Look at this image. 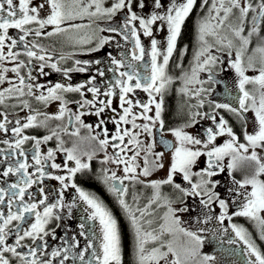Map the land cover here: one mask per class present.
<instances>
[{"label": "snow or ice", "instance_id": "1", "mask_svg": "<svg viewBox=\"0 0 264 264\" xmlns=\"http://www.w3.org/2000/svg\"><path fill=\"white\" fill-rule=\"evenodd\" d=\"M104 4L105 0H41L38 4H34L33 0H0V145L5 146L0 147V264H65L70 259L79 261V264H122L117 219L97 195L85 190L76 181L78 174L86 176L91 173L90 161L97 151L105 152L102 164L123 165L122 176H118L116 171L102 168L96 179L115 196L130 223L134 234L136 264H215V257L200 255L199 250L204 243L200 233L206 229L189 230L181 227L177 213L189 211L186 204L189 197L199 198V204L209 209V212L213 203L219 205V216L205 214L204 223L213 218L223 224L226 219L231 221L232 216L248 217L256 223L259 239L264 241V217L260 215L264 213V180L259 179L264 175V155L260 154L264 153V35H261V32H264V0H212L208 15L198 21L200 47L195 54L191 74H185V87L180 91L187 95L188 84L204 83L197 78L198 73L218 60L217 56L211 54L210 48L220 45L217 50L227 48L231 57V50L235 47V58L230 59V66L239 78L238 89L241 93L237 97L239 106L209 101L212 106L210 113L199 110L193 112L192 106L184 113L181 107L177 115L183 122L168 129L176 144L171 154L167 176L153 181L142 178H147L153 171L164 167V153L154 152V144L148 143L145 146L139 137L142 134L152 137L154 129L161 136L164 134L163 94L166 86L172 82V78L166 75V67L177 48L182 25L196 7L197 0L180 2L169 0L167 6L164 0H113L108 7ZM207 5L208 0H203L200 7L204 8ZM234 10L238 14H235ZM118 13H123L120 25L97 27L91 34L81 35V31L86 27L91 28L92 23L99 20L111 21ZM85 17L90 21L88 25L74 23ZM165 26L166 46L161 50L159 47L161 41L153 36V31L154 29L163 31ZM225 27L239 41V46H236L232 39L221 35ZM10 29L17 30L15 36L9 34ZM104 31L113 35L99 37L96 46L86 51H99L110 40L119 36L122 40L132 43L130 61L124 52L120 53L121 58L110 52L108 67L106 69L97 67L83 82L76 84L59 81L39 82L40 77L49 75L45 71L46 68L61 73L65 81H71L73 72H89L93 63L95 65L102 63L99 59L95 61L74 59L75 53L61 52L57 59L54 51L40 43L41 39L63 36L73 46H83L91 44L93 39L97 38L98 32ZM141 35L151 38L150 50H146L142 44ZM29 37L33 39L30 40ZM208 37L213 38L215 44L209 43ZM253 38H256L258 43L252 49L254 55L248 57L245 66L243 57ZM117 47H120L119 42ZM255 54H259L258 69ZM146 55L150 57V65H146L150 67V73L141 77L135 71L137 65L133 62L143 61ZM21 56L27 59L22 60ZM159 57H162V63L158 62ZM34 60L38 62L37 65H33ZM64 60H72V66L62 67L60 62ZM122 68L131 71H121ZM22 69H27L26 73H22ZM248 69L256 70L259 74L249 77L245 75ZM9 72L13 74L11 77L7 75ZM107 73H112V76L108 78ZM98 78L100 83H97ZM247 84L259 87L255 92H250L245 87ZM136 89L148 93L147 102L136 100L134 103L128 98V94ZM207 91L197 88L192 94L200 97ZM67 93H78L80 98L70 101L66 98ZM86 93L91 94V99ZM116 96L123 114L119 115L118 119L111 118L116 130L109 135L107 128L104 127L106 120L100 117L106 109L116 112V109L112 108L113 98ZM33 100L44 108L58 101V109L54 113L41 111L33 107ZM69 104H75L76 110L73 111ZM203 104L204 100H199L195 107L202 108ZM153 105L154 114L149 115L153 112ZM133 107H139L142 111L134 113ZM219 109H224L238 118L244 142L240 141L229 121L220 115ZM249 111L254 114L251 132L248 131L249 120L246 115ZM20 112L26 114L21 117ZM86 115L98 117L95 129L101 131H96L92 135L95 131L93 125L86 124L82 119ZM66 116L68 124H63ZM138 119L144 120L145 123L137 124ZM201 120H210L211 125L196 135L186 131L195 127ZM51 121H60L61 124L50 128ZM128 123L132 124L133 130L140 131L121 127L122 124ZM69 126L75 129L70 135L77 137L80 128H86L89 136L80 139L95 141L98 148L82 152L75 144L71 148L65 147L61 133H68ZM36 128L47 129L48 134L40 137L30 135L26 131ZM223 136H227L228 139L217 145L215 143L217 138ZM54 139L55 147H48L45 152L42 146ZM29 142L31 147L26 148L25 145ZM160 143L169 149L173 148L170 141L161 139ZM109 146L114 149L112 155L106 152ZM129 152H132L131 156H128ZM59 153L64 154L62 163L56 162ZM202 156L207 157L206 166L193 171ZM225 157L230 158L227 165L223 163ZM140 159H143V166L138 162ZM242 160L254 162L255 171L251 176H245L243 180H236L233 177V187L227 190L228 199L221 198L220 193L216 191L220 181L212 178L224 172L225 167L231 176L238 162ZM177 174L181 175L182 181L186 182L188 187L175 181ZM193 177L197 178L195 182ZM45 179L58 181L54 200L50 199V193L43 186ZM125 181L145 184L154 190L147 205L143 208H134L127 202L125 197L128 186ZM162 185H171L179 193L175 201L161 194ZM248 185L251 186L250 192L246 191ZM34 187L35 191L32 190ZM68 189L74 190L71 203L65 202ZM237 197L241 198L239 204L235 199ZM137 199L133 196V203ZM160 200L167 206L165 224L161 225L159 231L155 229L148 231L143 225H150L152 221L145 220V217L151 215L150 206ZM229 200L237 207L231 215ZM78 203L82 204L84 209L76 226L77 232L69 238L68 232L71 229L65 227V234L60 240L67 246L52 247L49 251L47 238L51 236L53 240L57 239L56 229L62 226L63 210L67 208L68 216L71 218L72 209L77 207ZM173 203L181 206L173 207ZM53 221L57 222L56 226L50 228L49 225ZM196 223H201L199 217L196 218ZM231 228L236 238L243 242L245 255L254 257L249 259L247 264H264V252L250 234L235 224H232ZM164 233L173 235L180 233L187 237L188 241L177 246L174 241H164ZM77 236L84 238L83 246L80 245ZM97 239L98 249L95 243ZM150 242H157L158 246L148 249L146 245ZM228 242L231 244L236 241ZM74 248L77 249L75 253L72 252ZM197 257L199 259H196Z\"/></svg>", "mask_w": 264, "mask_h": 264}, {"label": "flooded vegetation", "instance_id": "2", "mask_svg": "<svg viewBox=\"0 0 264 264\" xmlns=\"http://www.w3.org/2000/svg\"><path fill=\"white\" fill-rule=\"evenodd\" d=\"M106 1H108V0H105V3H106ZM210 1L211 0H208V5L206 7L201 8L200 5L203 2V0H197V4H196L197 7H195L193 9L192 13L190 14L192 16V25H193L192 40H191L190 44H187L183 41H181V42L177 41V48H176V50H174L173 56L170 58L169 64L166 67V75L175 76L176 77L175 79H177L180 77V74L182 73V71L191 73V69L195 64V54L197 52V45H196V30L197 29H196V26H197L200 18L208 15ZM40 2H41V0H33L34 4H38ZM234 13L236 14L235 10H234ZM234 18H235V16H233V19ZM122 20H123V13H118L115 17L112 18L111 21L99 20L93 24H95L99 28H104V27L108 26L109 24L113 27H116L122 23ZM74 23L89 24L90 21L87 17H85L83 20L74 21ZM154 31H155V29H154ZM16 32H17V30L10 29L9 34L15 36ZM100 34H101L100 37H109V36L113 35L107 31L100 32ZM29 39L31 40V39H33V37H29ZM141 41H142V44L145 46L146 50H150V49H148V47L145 43L144 37L141 39ZM117 42H119V44H120L119 48L117 47ZM40 43H42L46 47H48L50 51H54V54H55L57 59L59 58V54L61 52H63L65 54L75 53L74 59H79L81 61L89 60L88 56H98L100 58L99 60L102 61V63L100 65H95L93 63L91 65L89 72H85V73L73 72L71 74V77H72L71 81H65L61 73L55 72L51 68H46L45 71L48 72L49 75L45 76V77H40L39 78L40 83H46L48 81L55 83V82L59 81V82H70L72 84H76V83L83 82L88 78V76L90 74L95 72L97 67H101V68H105V69L108 67V65H109L108 53H110V52L114 56H116L117 58H121L120 53L124 52L125 54H127V59L129 61L131 60V56L129 53H130V50L132 48V43L130 41L126 42V41L122 40L119 36H117L115 39L110 40L108 44H106L103 48H101L99 51H96V52H87L86 51L87 45L89 46V48L95 47L96 46L95 42H92L91 44H86L83 46H80V45L73 46V44L71 42L67 41L66 38L63 36L41 39ZM210 52H211V54H214L215 56H217L218 60L216 63H214L209 68H207L203 71V74L205 75V76H203V78L201 80L204 82L203 84H197L195 87L191 88L192 92H189V94H187V95L180 91L181 87L178 86L179 82H177L176 84L170 83L169 88H168V86H166V89L164 91V94H163V119L165 121V126H164V134L162 137L168 138L169 141L173 144V148L169 149V151H166L164 149V147L159 146L156 143L155 136L160 135V134L155 129L153 130V136L151 138L149 137V138H145L144 140H142V141H144L145 146L148 143H153L154 144L153 149H155V152H163L164 157L169 156L170 154H172V151H174V147H175L176 142H175L174 138L172 137V135L168 132V129L174 128L183 122L182 118L177 115L178 110L181 107L183 108L184 113H187L189 111V106H192L191 111H193V112L199 110L200 112H209L210 113V112H212V106L209 104V101L220 102V103H231L233 106H236V107L239 106L237 97L239 95H241V93H239L238 85L236 88H230L227 84L226 79H225V68H224V66L226 64L227 53L222 52V51H218L214 47L210 48ZM181 53H183V55H181ZM233 57H234V53L232 52V56L229 58H233ZM20 58L22 60L27 59L24 56H21ZM90 61H95V60H90ZM243 61H244V64L247 63V60L243 59ZM72 63H73L72 60H64V61L60 62L62 67H71ZM133 63H135L137 65V67L135 68V71H137L141 77L144 76L146 73H150V67H146V65H150V57L149 56L146 55L143 61L133 62ZM37 64H38V62L34 60L33 65H37ZM6 66L11 67V65H6ZM21 71H22V73H26L27 69H22ZM121 71H131V69L122 68ZM33 74L35 75L36 72L34 71ZM7 75L9 77H11L13 74L11 72H9ZM111 76H112V73H107L108 78H110ZM209 77H211V79H209ZM97 83H100V78H98ZM6 86L7 85H4V87H6ZM251 86L252 85L247 84L245 87H246V89L248 87H250V89H251ZM197 88H203V89H206L208 91L205 93H202L200 97H197V96L192 94V93H194V91ZM118 91L119 90L117 89V92ZM65 95H66V98L70 101L78 100L80 98L78 93H67ZM86 95L89 99H91L90 93H86ZM169 97H171L172 107H170V109L168 111L167 103H168ZM100 98L103 99L104 97H100ZM128 98L131 99L134 103L136 100H141V101L147 102L148 93L144 92L141 89H136L133 93L128 94ZM157 99H159V96H157ZM199 100H204V104H203L202 108L197 109L195 106L198 104ZM32 104H33L34 108H39L41 111L54 113L58 109L59 102L54 101L47 108H44L43 105L38 104L34 100L32 101ZM125 106H127V105H125ZM69 107L73 111L76 110L75 104H69ZM112 108H115L116 112H113L111 109H106L105 112L100 117V118H103L106 120V124L104 125V127L107 128L109 135L113 134L116 130V125L112 122L111 118L118 119L119 115L123 114L122 109L119 107L118 96L113 98ZM152 108H153V112H150L149 115L154 114V105L152 106ZM132 111L134 113H139L142 111V109H140L139 107H133ZM218 111H219L220 115H223L225 117V119L229 121L230 126L233 127V129L236 132V134L238 135L240 141L244 142L243 141V135H242V128H241L240 122L238 121V118L236 116H234L233 114L225 111L224 109H219ZM25 114H26L25 112L19 113V115L21 117L24 116ZM89 116H93V117L88 122L86 121L85 123L93 125V127L95 129V125L98 121V117H96L95 115H89ZM109 119L111 120V122H109ZM136 123L137 124H143V123H145V121L142 119H138V120H136ZM58 124H61V122L60 121H51L49 124V127L55 128ZM63 124H68L67 116L65 117ZM210 125H211L210 120H201L200 123L197 124L195 127L186 129V131L192 130V132H194L193 135H196L198 133H202V130L204 128L210 126ZM130 126L132 128V124H130ZM74 130L75 129L72 126H69L68 133H63V132L61 133V138L64 141L65 147L71 148L75 144L78 147V149L82 152L93 151V150L98 148V144L95 141H89L87 139H84V140L80 139L81 137H88L89 136V132L86 128H80L79 137L70 135V133ZM96 130L101 131V129H95V131ZM136 130L137 129H135L134 131H136ZM26 131L30 135H37L40 137L48 134V130L44 129V128L28 129ZM95 131L92 133V135L95 134ZM9 135H11V134L9 133ZM101 138H103V136H101ZM224 142L225 141L223 140L222 137H218L215 143L217 145H221ZM55 145H56V141L54 139L52 141H49L47 145H43L42 148L46 152L48 147L54 148ZM0 147H5V146L0 145ZM25 147L30 148L31 142H29V144L25 145ZM106 152L108 155H112V153L114 152V149L111 146H109L106 149ZM258 152H259V150H258ZM260 154L264 155L262 153H260ZM104 155H105L104 151H97L95 157L90 161V165H91V169H92L91 173L87 174L86 176H81L80 174H78L76 177V181L85 190L90 191V192L94 193L95 195H97L103 201V203L109 208V210L113 213L114 217L117 219L118 230H119V234H120V238H121L122 264H124V262L126 264H136L133 250L131 251V253L128 252L127 257H126V255L124 254V249H123L122 226H124L126 229V232L128 234V240H129V242L131 241V244H132V249L134 246L133 245L134 235H133V230L130 227V223H129L128 219L126 218L125 214L123 213V211L121 210L120 206L118 205L115 196L108 192L107 187L101 181L96 179L97 174L100 173V170L102 168H108L110 170L116 171L117 175L119 176V168L117 165L111 164V163H106V164L101 163V161L104 158ZM131 155L132 154H130V156ZM141 157H143V152L141 153ZM63 159H64V154L59 153L57 155L56 162L62 163ZM84 159L86 160L87 158L84 157ZM150 159H151V157H150ZM206 160H207V157H205V156L201 157V166H200L201 168L206 166ZM138 162H142L141 166H143V159H140ZM246 162L248 164L238 163V166L236 168V169H238L237 171L240 172L244 176L234 175V176H232V179L234 177L236 180H241L245 176H247V173L249 172V170H253V172L255 171V167H256L255 163L252 161H248V160ZM198 170H199V166L196 165L195 168L193 169V171H198ZM50 171H55V170L50 169ZM61 174H63V173H61ZM175 178L179 179V180H175L177 183H181L183 186L188 187L186 182L182 181L181 175L177 174V176ZM142 179L148 181L145 178H142ZM196 179H197L196 177H193V182H195ZM212 179L213 180H220L221 177L215 176ZM259 179L264 180V175H261L259 177ZM125 184L128 186V192H127L126 197H125L127 202L129 204L133 205L134 208H135L136 204H138L140 206L146 205L145 203L150 198V194H151L150 193V186H146L145 184H141V183H133L130 181H125ZM43 186L45 187L46 191H48L50 193V199L54 200L55 199V189L58 187V181L51 180V179H45L43 182ZM162 188L165 191L173 193L172 196L174 197V199H173L174 201L179 196V193H177L171 185H162ZM32 190L35 191V187ZM73 194H74L73 189L67 190L66 195H65V202L66 203H71V199H72ZM133 196H136L138 198L135 203H133ZM196 201H198V199L196 200V199L191 198V197L186 199V204L188 205L189 211H191V213L194 217L193 221L195 222V224H197L196 223L197 217H199V219L201 221V225H204L206 227L210 226L211 222L215 223L217 221V219H215V218L208 220L207 223L203 222L205 220V214L216 217L215 210L211 208L212 210H211V212H209V209L203 208L200 204H198L199 202L197 203ZM237 204H239V202H237ZM229 207L231 208V214L237 210L236 205H233L232 203L229 204ZM83 209H84V206L82 204L78 203L77 207L72 209L71 218H69V216H68V209L65 208L63 210L62 215L64 216V219H63V221H61L62 226L56 229L57 239L53 240L51 236H49L47 238L48 243H49V251L51 250L52 247H58V246L66 247L67 246V245L63 244V242L60 240V237L64 236L65 227H68L71 229V231L68 232L69 238L74 233L77 232L76 226L79 222L80 217L83 215ZM262 217H264V216H262ZM160 221H161V218L158 219V222H160ZM227 222H228V226L230 227L231 230H232V228H231L232 224H235L239 227H243L246 229V231H248V229H250L252 236L254 238V241L256 242L257 246L261 249L262 252H264V241L259 239V235L255 234V230H252V228L257 227L256 223L254 221H252L248 217L232 216V220L231 221L227 220ZM56 223H57L56 221H53L49 225V227L50 228L55 227ZM197 227L198 226L196 225V229H197ZM198 228H202V227H198ZM98 232H99V230L97 229V233ZM218 233H219L218 236L220 238L225 236L224 232L218 231ZM234 238L235 237L232 236L231 240H233ZM77 239L80 241V245L83 246L84 238L77 236ZM9 242H11V241H9ZM28 242L30 243V241H28ZM95 243L97 244V249H98L99 239H97L95 241ZM234 251L235 250H233L232 247H230V254H231L230 257H233L232 254L234 253ZM72 252L73 253L77 252V249H75V248L72 249ZM236 253H237V257H234V258H238V261H230L229 260L227 262L230 264H247L248 260L246 259V257L242 256V252L237 250ZM239 261H240V263H239ZM65 264H79V261H74V260L70 259L69 261H66Z\"/></svg>", "mask_w": 264, "mask_h": 264}, {"label": "rangeland", "instance_id": "3", "mask_svg": "<svg viewBox=\"0 0 264 264\" xmlns=\"http://www.w3.org/2000/svg\"><path fill=\"white\" fill-rule=\"evenodd\" d=\"M112 2H113V0H108L104 4V6L108 7V6L111 5ZM178 2H180V0H178ZM164 3L167 6V4L169 3V0H164ZM211 4H212V0L209 3V8L211 7ZM235 12H236V10H235ZM236 14H238V12H236ZM221 15H222V13H221ZM250 16H251V14H250ZM232 19H233V17H232ZM82 25H88V24H82ZM97 27L98 26H96L95 24L92 23L91 28H87L86 27V28H84L81 31V35H83L84 33L91 34L93 30L97 29ZM196 29H197V26H196ZM244 34L246 35V33H244ZM221 35L222 36H227L229 39H232L234 41V44L236 46H239V41L236 40L232 36L231 32L227 29V27H225V29L221 32ZM261 35H264V33L261 32ZM100 36H101V34H100V32H98L97 38H94L93 42L97 43V39ZM153 36L158 41H161V44L159 45V47L161 48V50H163L165 48V46H166L165 43H164L165 42V38L167 36V28H166V26H165L163 31H156V30L153 31ZM142 38H143V36L141 35V39ZM144 38H145V43H146L148 49H150V40H151V38H149V37H144ZM207 39L209 40V43L215 44V40L213 38L208 37ZM257 43H258V41L256 40V38H253L252 42L248 46V50L244 54V57H243L244 60L248 61V57L254 55L252 49H254L257 46ZM196 45H197V51H198V49L200 47V44H199V41H198L197 30H196ZM219 47H220V45L214 46V48H216V49H218ZM88 48H89V46L87 45V49ZM220 51L227 53L226 64L224 66V68H225V79L227 81V84H228V86L230 88H236L237 85H238V79L239 78H238L235 70L233 68H231V66H230V59L234 60L236 49L234 47L231 50L234 53V57L233 58H229V55H228V51L229 50L227 48H223V50H220ZM212 55H214V54H212ZM255 56H256V68L258 69L259 66H260V64H259V54H255ZM88 59L89 60H87V61L97 60V59H100V58L98 56H88ZM158 61L162 62V57H159ZM246 65H247V63H245V66ZM186 73L189 74V75L191 74L189 72H183L182 71V73L180 74V77L177 78V79H175L176 78L175 76H169V77L172 78V82L171 83L172 84H176L177 82H179L178 86H180L181 89L184 88L185 87L184 76H185ZM258 74H259L258 71L253 70V69H248L245 72V75H247L249 77H254V76H257ZM203 76H205V75L203 74V71H201V72L198 73V77L197 78L199 80H202ZM196 85H197L196 83L188 84L187 88L189 89V92H192L191 88L195 87ZM250 85H252L251 89H250V87L247 88V90L250 91V92H255L256 89L259 87L258 85H254V84H250ZM167 86L169 88V85H167ZM257 98H258V93H257ZM246 115H247L248 120H249L248 131L251 132L253 130V123L252 122L254 120V114L251 111H249L248 113H246ZM92 117L93 116L86 115V116L82 117V119L84 120V122H86V121L88 122ZM109 122H111L110 119H109ZM130 124L131 123L122 124L121 127L133 130L131 128ZM136 131H140V130L137 129ZM188 132H190L192 134L194 133V132H192V130L188 131ZM145 138H149V136L147 134H142L139 137L140 140H144ZM222 138H223L224 141L228 139L227 136H223ZM174 140H175V138H174ZM126 142H127V138H125V143ZM129 147H131V146H129ZM153 151L155 152V149H153ZM130 154H132V152H129L128 156H130ZM262 154H264V153H262ZM229 159H230L229 157H225L223 163L225 165H227ZM246 161L247 160H242V161H239L238 163L248 164ZM170 162H171V154L169 156H166V157L163 158L164 167L162 169L153 171L152 174L149 177L145 178V179H147L148 181H153V180H161V179L166 178L167 173H168V168L170 166ZM139 163L142 164V162H139ZM197 165L199 166V169H200L201 168L200 167L201 166V157L199 158V161H198ZM118 168H119V176H122L123 175V165L118 166ZM237 170L238 169L233 170L232 175L229 176L228 170L225 167V171L218 175L219 177H221V179L219 180L220 181V185L218 186L216 191L220 193L221 198L228 199L227 190H228V188L233 187L232 176H234V175L244 176L240 172H238ZM252 174H253V170H249V172L247 173V176H251ZM175 180H179V179L175 178ZM241 180H243V179H241ZM246 191L247 192L251 191V186L250 185L246 186ZM160 192H161V194L163 196H166V197H168L170 199L171 196L169 195V192L165 191L162 188V186L160 188ZM150 193H151L150 194V198H151L153 196V193H154V190L151 187H150ZM195 199L196 200L198 199V201H196L198 203L199 202V198H195ZM235 199H236V202L241 203V198L237 197ZM148 201H149V199L145 203L146 205L148 204ZM231 203H232L231 200H229V204H231ZM144 206H142V205L140 206V205L136 204L135 207L143 208ZM172 206L173 207H179L181 205H179L177 203H173ZM211 208L215 210L216 217H218L219 214H220L219 205L217 203H213V205H211ZM149 211H150L151 215L146 216L145 220H151L152 223L150 225L144 224L143 226L148 231H152L154 229L159 231L161 225L165 224L164 216H165V213L167 212V206H166V204L164 203L163 200H160L157 204H152L150 206V208H149ZM230 214H231V208L229 207V215ZM137 215H139V214L137 213ZM177 215L180 217L181 227L187 228L189 230H196V225H197L198 227H202V228L206 229V231L200 233V235L202 236V238L204 240V243L200 247V250H199L201 256L210 255V256L215 257V264H230L227 261H229V260L230 261H238V258H234V257H237V253L236 252H237V250H239V251L242 252V256L246 257L247 260L254 259V257H250V256L245 255V250H244L245 246H244L242 241H239L236 238L235 233L228 226L227 219L223 222V224H221L217 220L215 223L211 222L210 226L206 227L204 225H201V223H199V225L195 224V222L193 221L194 217H193L191 211L183 212V213H177ZM260 215L264 216V213H260ZM159 218H161L160 222H158ZM252 230H255V234L259 235V231H258L257 227L252 228ZM218 231L224 232L225 236L220 238L218 236L219 235ZM247 232L250 234L251 238L254 240L250 229H248ZM232 236L235 237L233 240L236 241V242L230 244L228 241L231 240ZM163 240L164 241H174V243L177 246H180V245L186 244V242L188 241V238L183 236V234H180V233H177L175 235L170 234V233H164L163 234ZM133 245H134L133 246V253H134V256H135V241L133 242ZM155 246H158L157 242H150V243H148L146 245V247L148 249H151L152 247H155ZM230 247H232V249L235 250L234 253L232 254L233 257H230V255H231L230 254ZM171 258L172 257L170 256L169 259H171ZM196 259H199V257H197ZM135 261H136V256H135ZM239 263H240V261H239Z\"/></svg>", "mask_w": 264, "mask_h": 264}, {"label": "trees", "instance_id": "4", "mask_svg": "<svg viewBox=\"0 0 264 264\" xmlns=\"http://www.w3.org/2000/svg\"><path fill=\"white\" fill-rule=\"evenodd\" d=\"M196 7H197V5H196ZM262 33H264V32H262ZM192 37H193V25H192V16L190 15L186 19L185 23L182 26L181 34L178 37V42L183 41V42H185L187 44H190V42L192 40ZM170 107H172L171 97L168 98V103H167L168 111H169ZM172 194H173L172 192L171 193L169 192V195L171 196V197L170 196L169 197L172 198L171 200L174 199ZM122 239H123L124 254L127 257L128 252L131 253V251L133 249H132L131 241L129 242V240H128V234H127L126 229H125L124 226H122ZM124 264H126V263L124 262Z\"/></svg>", "mask_w": 264, "mask_h": 264}, {"label": "water", "instance_id": "5", "mask_svg": "<svg viewBox=\"0 0 264 264\" xmlns=\"http://www.w3.org/2000/svg\"><path fill=\"white\" fill-rule=\"evenodd\" d=\"M155 139H156V143H157L159 146H162V147H164V149H165L166 151H169V148H167L164 144L160 143L161 139L169 141L168 138H166V137H162V136H160V135H156V136H155Z\"/></svg>", "mask_w": 264, "mask_h": 264}]
</instances>
